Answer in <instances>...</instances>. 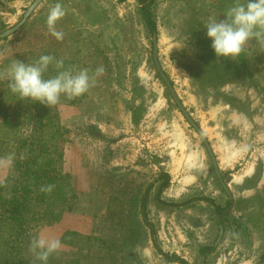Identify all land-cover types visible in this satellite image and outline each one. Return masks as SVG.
<instances>
[{
    "label": "rangeland",
    "instance_id": "1",
    "mask_svg": "<svg viewBox=\"0 0 264 264\" xmlns=\"http://www.w3.org/2000/svg\"><path fill=\"white\" fill-rule=\"evenodd\" d=\"M31 2L0 0V33L18 23ZM57 2L65 10L56 24L61 40L46 25ZM233 2L155 0L151 7L161 68L205 135L229 195L155 69L152 36L137 0H43L0 39V77L13 59L31 63L51 55L75 61L73 70L87 69L93 79L85 94L62 97L50 108L16 101L0 80V185L14 165L17 144L43 126L40 136L56 141L58 167L73 188L59 221L19 243L28 260L17 257L16 228L0 208V264H40L29 251L37 236L61 241L47 264H91L102 256L110 261L109 255L117 264H130L125 257L137 264H264V46L250 41L243 70L237 67L241 57L233 64L213 55L202 27L204 18ZM52 111L62 130L48 122ZM163 175L168 182L157 196ZM146 190L153 237L140 212ZM207 199L221 206L228 199L226 216ZM68 231L77 237L62 240ZM201 246H213L205 258Z\"/></svg>",
    "mask_w": 264,
    "mask_h": 264
},
{
    "label": "trees",
    "instance_id": "2",
    "mask_svg": "<svg viewBox=\"0 0 264 264\" xmlns=\"http://www.w3.org/2000/svg\"><path fill=\"white\" fill-rule=\"evenodd\" d=\"M154 1L155 0H137L140 18L143 21L144 28L149 33H153L157 29L151 11ZM240 57L237 67H241L243 70H248L244 66L245 61L242 54ZM56 59L62 60L65 68H74L75 61L59 59L57 57ZM225 61L234 64V61L232 60L226 59ZM218 64L219 62L216 61L212 66L218 67ZM50 68L52 69V71L50 69V75H55L54 65L50 66ZM51 114L46 113L48 122L53 124L56 131L62 130L60 125L57 126L55 120V118L58 117L57 112L52 111ZM36 123L37 122L34 124ZM38 124L41 125L43 122L39 121ZM42 130H44L43 126L38 127L30 138L25 137L17 144L14 154L15 157H13L16 158L15 161L13 159L14 165L13 163L12 165L9 164L10 172L5 179V184L0 185V187H3V197L0 201V208H2L6 219H8L16 228V234L13 233L12 238L14 244L18 247L17 257L23 260H28L26 259V256L27 253L30 256V253L24 251V247H21L19 243H24V239L27 238L29 232L40 229L42 225L53 224L59 221L61 212L65 209V206H71L68 203V198H71V196L73 197V188L69 184V175L64 173L58 167V162L61 159L59 152L60 149L57 143H55L56 141H50L40 136L43 132ZM35 134L37 136H35ZM37 144L39 151L37 150ZM163 178L164 181L157 184V196L160 195L162 189L167 185V175H163ZM49 186H51V191L46 190ZM147 192L148 190H146L141 198L140 212L144 224L148 226L151 237H153V225L148 221L145 214V197L147 196ZM207 200L212 206H214L215 212H217L220 217L226 216L224 210L230 202L228 199L225 201L224 206L215 204L211 199ZM74 235L76 236L77 233L68 231L61 235V239L63 240L67 237H74ZM212 248L213 246H201L199 248V253L205 258L208 256L209 252H211ZM82 249L84 250L86 247L84 246ZM85 255L87 254L85 253ZM107 258H109L110 261H104L102 256L100 258L98 257V260H93L91 264H117L115 259H113V255H109ZM123 261H127L130 264H137L128 261L126 257ZM178 261L182 262L180 259H178ZM68 264H74V260H69ZM119 264L122 263L119 262Z\"/></svg>",
    "mask_w": 264,
    "mask_h": 264
},
{
    "label": "clouds",
    "instance_id": "3",
    "mask_svg": "<svg viewBox=\"0 0 264 264\" xmlns=\"http://www.w3.org/2000/svg\"><path fill=\"white\" fill-rule=\"evenodd\" d=\"M223 19L219 20L218 15ZM217 15L202 20L205 36L216 58L237 61L250 41L264 46V0H234L232 5ZM65 15L61 3L57 2L48 12L46 25L57 40L63 33L56 31L57 22ZM55 67V75L45 78L49 67ZM102 73L103 68H98ZM0 80L7 81L8 92L17 100L39 102L50 108L62 97L73 98L85 94L93 79L87 69L75 71L65 68L64 62L51 55H41L31 63L13 59ZM11 162V157H9ZM47 191H51L49 186ZM61 247L58 238L37 236L30 241L29 251L40 264H47L49 256Z\"/></svg>",
    "mask_w": 264,
    "mask_h": 264
},
{
    "label": "water",
    "instance_id": "4",
    "mask_svg": "<svg viewBox=\"0 0 264 264\" xmlns=\"http://www.w3.org/2000/svg\"><path fill=\"white\" fill-rule=\"evenodd\" d=\"M42 1L43 0H32L30 5L23 12L21 20L18 23H16L13 27L1 32L0 33V39L10 35L12 32H14L16 29H18L25 22V20L30 16V14L34 11V9ZM151 36H152L151 54H152V60H153V64L155 66V69H156L157 73L159 74L160 78L162 79V81L164 82V84L166 85V87H167L173 101L175 102L176 106L178 107L179 111L182 113V115L184 116L186 121L194 128L196 133L199 135L201 141L203 142V144H204V146H205V148L209 154V157L211 159L215 174L219 178V181H220L221 186L223 187L224 191L229 195L226 185L223 183L222 179L220 178L218 169L216 167V162H215L214 156L212 154V151L210 149V146L208 144V141H207L205 135L202 133L201 129L197 126V124L191 119L187 110L185 109V107L182 105L180 99L178 98V96H177V94L173 88L172 83L170 82V80L168 79V77L166 76V74L164 73V71L161 68V65H160L159 60H158V45H157V38H156L155 32L151 33Z\"/></svg>",
    "mask_w": 264,
    "mask_h": 264
}]
</instances>
